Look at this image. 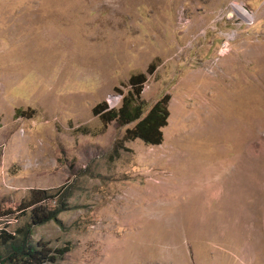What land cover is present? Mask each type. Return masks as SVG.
Returning <instances> with one entry per match:
<instances>
[{
  "label": "rangeland",
  "instance_id": "1",
  "mask_svg": "<svg viewBox=\"0 0 264 264\" xmlns=\"http://www.w3.org/2000/svg\"><path fill=\"white\" fill-rule=\"evenodd\" d=\"M137 74L159 146L93 113ZM27 225L46 264H264V0H0V239Z\"/></svg>",
  "mask_w": 264,
  "mask_h": 264
},
{
  "label": "trees",
  "instance_id": "2",
  "mask_svg": "<svg viewBox=\"0 0 264 264\" xmlns=\"http://www.w3.org/2000/svg\"><path fill=\"white\" fill-rule=\"evenodd\" d=\"M146 81V74L132 76L129 81L132 88L124 94L119 107L111 108L107 103H100L94 107L93 113L100 117L104 126L112 121H118L121 125L136 123L134 128L126 131L125 139L131 141L140 139L148 145L159 146L164 139L163 128L168 126L170 97L165 96L146 113V103L141 99ZM41 209L39 206L33 210L32 223L35 226L57 220L58 215L64 211L62 207L53 211ZM32 233L33 226L31 225L19 228L15 235L4 232L0 240L10 252L8 255L0 253V264L10 262L12 264L56 263L70 252V245L62 248H51L42 242L34 245L31 241Z\"/></svg>",
  "mask_w": 264,
  "mask_h": 264
},
{
  "label": "bare ground",
  "instance_id": "3",
  "mask_svg": "<svg viewBox=\"0 0 264 264\" xmlns=\"http://www.w3.org/2000/svg\"><path fill=\"white\" fill-rule=\"evenodd\" d=\"M235 10L240 14V16L244 18H253V15L250 11H248L243 4L235 5Z\"/></svg>",
  "mask_w": 264,
  "mask_h": 264
}]
</instances>
